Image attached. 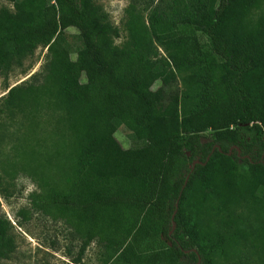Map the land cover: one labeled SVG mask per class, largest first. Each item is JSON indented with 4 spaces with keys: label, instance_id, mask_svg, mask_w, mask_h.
<instances>
[{
    "label": "trees",
    "instance_id": "trees-1",
    "mask_svg": "<svg viewBox=\"0 0 264 264\" xmlns=\"http://www.w3.org/2000/svg\"><path fill=\"white\" fill-rule=\"evenodd\" d=\"M11 1L0 75L49 55L0 102L1 177L37 187L19 222H62L74 264L94 241L104 264H213L236 247L264 264V0H133L121 46L97 0ZM11 229L0 217V260Z\"/></svg>",
    "mask_w": 264,
    "mask_h": 264
},
{
    "label": "rangeland",
    "instance_id": "rangeland-1",
    "mask_svg": "<svg viewBox=\"0 0 264 264\" xmlns=\"http://www.w3.org/2000/svg\"><path fill=\"white\" fill-rule=\"evenodd\" d=\"M133 0H97L96 5L104 15L105 20L118 29V38L115 45L121 46L127 39L126 22L127 10ZM157 1V0H155ZM167 2H169L167 0ZM145 3L136 7L146 20ZM5 8L14 13L11 0H0V9ZM65 40L71 48V54L80 48L81 41L75 29L70 28L65 33ZM161 55H164L159 49ZM47 49L39 45L33 54L14 64L6 76L0 75V102L6 96L7 90L15 85L32 80L39 76L44 65L48 62ZM182 63L180 58H174L173 65ZM157 82L154 88L159 86ZM3 119H0V121ZM116 124L115 139L122 148L135 146V138L124 126ZM211 134L206 133L203 141L211 140ZM37 191L35 183L28 177L19 176L9 182L0 174V217L7 219L11 226V235L14 239V249L0 264H74L80 242L75 239L71 231L62 222H53L48 217L35 213L28 221L19 222L17 212L20 209H30L29 195ZM248 250L236 247L225 256L213 255V264H253V257ZM103 249L92 242L81 258L80 264H104Z\"/></svg>",
    "mask_w": 264,
    "mask_h": 264
},
{
    "label": "water",
    "instance_id": "water-1",
    "mask_svg": "<svg viewBox=\"0 0 264 264\" xmlns=\"http://www.w3.org/2000/svg\"><path fill=\"white\" fill-rule=\"evenodd\" d=\"M236 150H238V149L236 148ZM194 163H197V161H195ZM172 218H173V216H172ZM198 263H199V259H198ZM198 263H197V264H198Z\"/></svg>",
    "mask_w": 264,
    "mask_h": 264
},
{
    "label": "built area",
    "instance_id": "built-area-1",
    "mask_svg": "<svg viewBox=\"0 0 264 264\" xmlns=\"http://www.w3.org/2000/svg\"><path fill=\"white\" fill-rule=\"evenodd\" d=\"M263 142H264V139H263Z\"/></svg>",
    "mask_w": 264,
    "mask_h": 264
}]
</instances>
